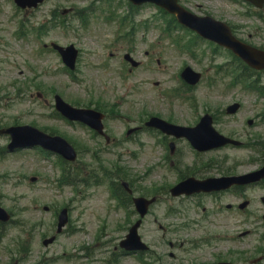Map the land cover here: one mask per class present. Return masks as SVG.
<instances>
[{"label": "rangeland", "instance_id": "obj_1", "mask_svg": "<svg viewBox=\"0 0 264 264\" xmlns=\"http://www.w3.org/2000/svg\"><path fill=\"white\" fill-rule=\"evenodd\" d=\"M187 1L186 5L194 13H208L216 19L236 25L240 28L237 30L241 37L255 44H264V24L249 17L253 11L245 5L235 0ZM86 4L85 0H49L38 12L29 15L19 13L12 0H0V60L5 58L6 61L0 63V87H7L13 81L19 86H25L24 84L34 78L46 92L53 89L66 100H83L90 93L106 98L114 97L106 100L119 106L121 113L131 119L135 114L140 117L143 110L155 113L176 109V102L170 103L168 98L165 101L160 95L164 90L178 85L179 67L185 60L166 40L158 44L162 37L158 28L163 26V22L156 8H142L134 18L136 24L146 21L150 27L145 35L139 33L135 37L134 56L143 62V68L132 75L128 74L127 67L123 64L122 54L127 50V44L117 37V22H108L99 12L87 16L85 29L78 27V21L70 16L67 21L72 23L74 31L52 29L39 41L32 34L31 30L42 23L45 14L50 10L59 8L62 11L72 6L83 8ZM118 14L125 15L126 10ZM47 16L45 18L48 21ZM16 33L21 35L17 36ZM51 41L62 45L74 43L81 49L82 57L74 78L62 70L57 55L40 49L42 42ZM145 51L154 52L151 60L145 58ZM157 59L161 61L160 65L156 63ZM217 59L213 62L208 56L203 62L204 66H196L200 71L208 70L207 79H204L196 91L197 109L201 108L199 104L207 107L213 106V102L218 105L225 104L228 101L226 95H231L221 92L219 85L213 88L210 86L215 76L214 71H219H209L208 65L214 64L218 68V65L225 63L224 60ZM188 60L190 61L189 58ZM193 64L196 65L195 62ZM29 95L27 90L20 95L17 102L0 109V121L14 119L22 123L36 122L39 126H51L50 119L46 122L37 117L42 116L41 113L33 112L43 111L48 105L38 101L36 97L34 102H30ZM242 99L244 109H251L253 96L244 94ZM50 112L51 109H47L46 114ZM51 120L54 129L63 130L60 122ZM2 144L0 141V150L4 146ZM119 152L122 156H118ZM241 152L229 150L228 154L234 157L241 155L246 160V152ZM104 159L109 163L117 161L125 167L139 189L146 190L159 182L155 172L151 176H143L147 165L153 161L148 147L114 149ZM60 175L61 171L54 161L51 164L39 152L0 154V200L3 207L11 209L21 222L37 224L36 230L41 234L51 231L50 223L55 208L65 204L73 208L67 233L54 244L42 246L37 235L30 243L29 261L21 262L17 254L2 253L0 264H107V258L111 256L108 250L125 234L126 213L116 209L115 203L110 202L107 186H82L77 190L69 186L58 187L57 178ZM31 177H37L39 182L33 184L30 182ZM47 205L52 206L51 213L42 211V207ZM16 231L17 229L10 230L8 238L0 246L7 245L14 249L10 240ZM85 256L88 258L85 259ZM131 261L126 257L118 258V264H129Z\"/></svg>", "mask_w": 264, "mask_h": 264}, {"label": "flooded vegetation", "instance_id": "obj_2", "mask_svg": "<svg viewBox=\"0 0 264 264\" xmlns=\"http://www.w3.org/2000/svg\"><path fill=\"white\" fill-rule=\"evenodd\" d=\"M261 87L264 89L263 83L261 84ZM180 116H188V115L171 114V115H168L165 118V120H167L168 122L176 123L177 119ZM260 117H264V111H263V113L260 114ZM212 118L216 124H219V123L222 124L228 120L222 116H219L217 113H212ZM196 121L197 120H195L194 122L192 121L190 124H180V123H177V124L185 125V126H192L196 123ZM142 130L143 129H139V130H136L135 132L142 131ZM230 137L242 139V141H243L242 145L246 146L245 148H248V145L251 144L250 142L255 143L256 141L259 140L257 138L258 135H252L251 133L250 134H245V133L230 134ZM159 139H160V143L163 146H167L169 148V150H170V148H172V151L170 152L171 156H173V158H175L177 163L181 166H184L183 161L190 162L192 160V158L185 159V157L187 155L192 154L193 157L197 155L195 152L193 153L191 151V147L185 139L169 137V136H165L164 134H161V133H159ZM185 149H188V150L186 151ZM262 159H264V157H261V156L250 157L251 162H253L254 164L256 162H259V160H262ZM194 163L189 164V166H184L183 170H177V172H178L177 176L179 177V179H178L179 182L181 180L188 178V177H195L198 179H205L208 177V176H206L207 173L204 170H210V166H209L210 164H203L202 166L200 165V167H197V164H194ZM218 168H220V167H218ZM227 175H229V174L226 173V176ZM255 191H257V193L259 194V200H260V198L262 196H264V180L259 182V183H254V184H250V185L233 186L229 190L220 191V192L214 194V196H216V198H218V199H220L223 196L231 197L233 199H237L238 203L247 200V201H249V205H248V207H249L251 205L252 201L247 199L248 195H250L251 193H253ZM176 200L179 202V204H181L182 201L187 200V197L182 196L180 198H177ZM225 206L228 209V204H226ZM203 209L204 208H202V211H203ZM244 209H245V211L240 212L241 215H245L247 208H244ZM262 210L264 212V207L262 208ZM261 212H262L261 210H257L256 215H252V218L254 220V222L252 223V227L255 226V229L259 226L264 227V220L262 219L263 216H261ZM208 217H209V215L203 216L202 219H198L199 225H203L205 227V225L209 226L211 223H214L213 221L208 220ZM176 218L180 222L187 221L188 219H190V221H189L190 224L197 223L194 211H190L189 216L186 213H183L180 216H176ZM216 223L220 224V225H227L229 222L228 221H217ZM235 224H236V226H244V224H245L244 218L236 221ZM248 234H251V233L248 231ZM218 238H219V236H218ZM205 240L211 242V241H215L216 238L213 236V233L207 232V233H205ZM255 255H256V253H255ZM207 257H208L207 259H209L207 264H218L221 261H225L222 252H217L215 255L207 253ZM256 259H258L256 264H264V249L262 251L258 252ZM250 264H252V263L250 262Z\"/></svg>", "mask_w": 264, "mask_h": 264}, {"label": "water", "instance_id": "obj_3", "mask_svg": "<svg viewBox=\"0 0 264 264\" xmlns=\"http://www.w3.org/2000/svg\"><path fill=\"white\" fill-rule=\"evenodd\" d=\"M18 1L19 4H21L22 6L24 5L23 0H18ZM130 1L137 5L142 4L144 2L155 3L165 8L169 12L176 14L179 21L184 25L196 30L202 36L217 41L218 43L232 49L238 56H240L242 59L246 60L247 62L251 63L256 60L261 64L262 63L264 64V54H261L256 50H253L249 47H245L235 42L223 25L219 23H215L209 18L198 19L186 13L176 4L177 0H130ZM246 1H249L259 7L262 5V3H264V0H246ZM201 133L204 134L205 137L204 140L206 141L213 142L216 140L213 133L208 127H201V129L199 130V135H201ZM33 134L34 133L30 129L24 128L14 131L12 135L14 142L23 145L25 143L31 142V138ZM137 205L138 207L143 206L142 201L139 200Z\"/></svg>", "mask_w": 264, "mask_h": 264}]
</instances>
